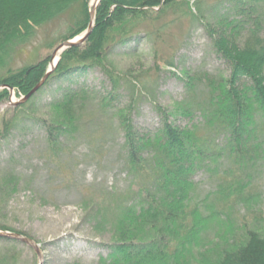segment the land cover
I'll return each instance as SVG.
<instances>
[{
  "label": "trees",
  "instance_id": "trees-1",
  "mask_svg": "<svg viewBox=\"0 0 264 264\" xmlns=\"http://www.w3.org/2000/svg\"><path fill=\"white\" fill-rule=\"evenodd\" d=\"M161 1L99 0L86 44L64 50L57 71L98 63L109 38L108 26L123 25L130 13L142 17ZM262 3L245 0L237 5L235 10L242 16L231 19L229 26L223 24L220 31L234 33L237 28L233 37L228 34L233 41L221 37L212 43L230 66L227 76L187 71L182 78L184 96L174 112L187 119L186 126L176 124L171 113L156 106L160 126L154 132H140L129 110L114 112L101 101L96 113L85 117V105L95 96L86 91L68 89L57 100L63 125L44 124L49 148L55 149L67 132L79 135L96 115H112L123 133L120 153L127 187L104 188L101 197L95 196L105 209L94 214L97 223L109 222L115 239L99 242L109 252L97 264H264V220L258 212L263 201L259 184L264 168V37L254 32L238 43L237 27L240 17L254 15L258 28L260 19L264 21ZM89 16L86 0H0V69L35 28L64 18L63 41L85 30ZM103 70L112 77L108 68ZM43 74L40 66H32L21 74L0 75V84L26 94ZM199 172L215 180L216 188L204 193L202 178H194ZM4 260L0 264H12Z\"/></svg>",
  "mask_w": 264,
  "mask_h": 264
},
{
  "label": "rangeland",
  "instance_id": "rangeland-1",
  "mask_svg": "<svg viewBox=\"0 0 264 264\" xmlns=\"http://www.w3.org/2000/svg\"><path fill=\"white\" fill-rule=\"evenodd\" d=\"M244 1L163 0L142 17L130 13V21L108 26L109 38L98 63L75 64L68 71H57L61 53L84 46L90 33L56 53L47 73L52 54L66 41H62L67 26L64 18L35 28L26 43L14 47L10 62L0 69L1 76L40 66L44 74L33 87L46 77L22 103L33 87L23 94L0 84V225L32 238L42 250L40 264H97L100 256L105 257L109 250L99 242L115 239L109 222L106 225L98 219L102 229L94 216L105 210L99 202L100 191L124 189L128 184L120 153L123 133L110 114L96 115L93 124L83 126L79 135L67 132L55 149L49 148L44 124L63 125L55 107L57 100L68 89L86 91L95 96L89 98L94 101L87 100L85 117L95 114L101 101L114 112L125 114L129 110L132 124L140 132H154L160 126L156 106L184 126L187 119L174 112L184 96L183 79L187 71L207 72L218 78L229 74L230 66L215 53L212 43L221 37L233 41L230 36L237 28L234 33L220 31L223 24L229 26L231 19L242 16L235 8ZM86 2L90 11L94 0ZM240 19L238 43L254 32L264 37L263 20L254 28V15ZM85 30L67 40L82 37ZM194 178H202L204 193L216 188V181L200 172ZM259 188L263 201L258 212L264 220V168ZM252 210L256 213L255 208ZM13 243L0 237L1 262L39 264L32 248Z\"/></svg>",
  "mask_w": 264,
  "mask_h": 264
},
{
  "label": "water",
  "instance_id": "water-1",
  "mask_svg": "<svg viewBox=\"0 0 264 264\" xmlns=\"http://www.w3.org/2000/svg\"><path fill=\"white\" fill-rule=\"evenodd\" d=\"M99 0H94V5H93V8L90 10L89 12V17H90V20H89V23L87 25V28L83 34L82 37H79V39L75 42H73L72 40H66L64 42H62L57 48H56V52H54V54H52L51 58H50V65L51 67L49 68V70L47 71V73H49L51 70H52V67H53V64H52V59L54 58L55 54L58 53L59 51H62L68 47H70L71 45L73 44H76L81 41H83V39L90 33L91 29H92V26H93V19H94V12H95V7L97 5ZM46 73V74H47ZM46 76L44 75L43 78L40 80L39 84H41V81L45 78ZM38 84V85H39ZM38 85H36L35 87L32 88V90L26 94L22 99H21V103L26 101L30 95L38 88ZM0 237L1 238H8V239H13V240H17L21 243H24L26 244L27 246H29L30 248H32L35 253H36V256H37V259L39 260V264L41 263V260H42V250L40 249L39 245L32 239V238H29L23 234H20V233H17V232H13V231H9V230H3L0 228Z\"/></svg>",
  "mask_w": 264,
  "mask_h": 264
},
{
  "label": "bare ground",
  "instance_id": "bare-ground-1",
  "mask_svg": "<svg viewBox=\"0 0 264 264\" xmlns=\"http://www.w3.org/2000/svg\"><path fill=\"white\" fill-rule=\"evenodd\" d=\"M83 34H84V33H83ZM83 34H82V36H83ZM78 39H79V37H75V38L72 39V41L75 42V41H77ZM56 57H57V54H55L54 58L52 59V64L54 63ZM13 99H14V98H12V100H13ZM12 102H13V101H12Z\"/></svg>",
  "mask_w": 264,
  "mask_h": 264
}]
</instances>
